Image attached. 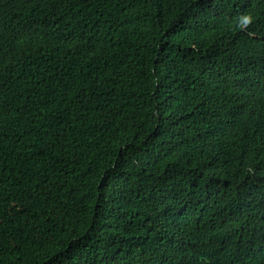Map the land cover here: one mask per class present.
<instances>
[{
	"label": "trees",
	"instance_id": "trees-1",
	"mask_svg": "<svg viewBox=\"0 0 264 264\" xmlns=\"http://www.w3.org/2000/svg\"><path fill=\"white\" fill-rule=\"evenodd\" d=\"M0 264H264V0H0Z\"/></svg>",
	"mask_w": 264,
	"mask_h": 264
},
{
	"label": "clouds",
	"instance_id": "clouds-1",
	"mask_svg": "<svg viewBox=\"0 0 264 264\" xmlns=\"http://www.w3.org/2000/svg\"><path fill=\"white\" fill-rule=\"evenodd\" d=\"M253 23V18L251 16H245L244 17V25L247 26V25H250Z\"/></svg>",
	"mask_w": 264,
	"mask_h": 264
},
{
	"label": "bare ground",
	"instance_id": "bare-ground-1",
	"mask_svg": "<svg viewBox=\"0 0 264 264\" xmlns=\"http://www.w3.org/2000/svg\"><path fill=\"white\" fill-rule=\"evenodd\" d=\"M259 8H260V7H259ZM256 9H257V6H256ZM256 9H255V10H256ZM260 10H261V8H260ZM260 10L258 9V11H260ZM258 11L256 10V12H258ZM253 13H254V11H253ZM251 14H252V13H251ZM260 14H262V13H260ZM253 15H256V14H253ZM257 15H258V14H257ZM250 16H251V15H250ZM258 16H259V15H258ZM258 16H257V17H258ZM258 18H259V17H258ZM255 19H256V18H255ZM262 19H263V18H262ZM257 20H258V19H257ZM259 20H260V18H259Z\"/></svg>",
	"mask_w": 264,
	"mask_h": 264
}]
</instances>
